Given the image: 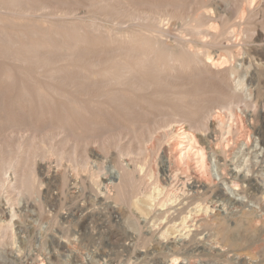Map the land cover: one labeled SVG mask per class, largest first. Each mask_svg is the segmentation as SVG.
<instances>
[{
  "label": "rangeland",
  "instance_id": "1",
  "mask_svg": "<svg viewBox=\"0 0 264 264\" xmlns=\"http://www.w3.org/2000/svg\"><path fill=\"white\" fill-rule=\"evenodd\" d=\"M5 1L4 5L11 3ZM19 4L31 9L25 16L27 22L44 18L55 23L46 36L54 43L36 45L33 51L12 46L9 39L22 26L14 25L6 35L9 19L6 25L0 23V167L18 139L17 133L9 136L8 131L31 125L38 132V178L44 180L38 186L40 195L29 198L7 186L15 182L16 175L12 169L5 171L8 180L0 187V224L12 222L15 234L10 243L0 245V264H230L231 260L264 264V0H22ZM19 4L9 5L21 8ZM34 9L37 15L31 14ZM62 21L66 29L78 27L77 36L88 40L75 42L57 34ZM117 21L123 26L143 24L151 30L161 29L162 48L170 46L179 55L198 50L206 54L205 61L148 73L153 77L145 78L152 83L150 88H141L144 82L133 75L132 85L125 87L129 93L120 92L126 95L121 105H100L93 100L80 106L61 98L59 93H67L81 102L90 99L85 95L89 92L99 95L116 87L105 83L101 75L88 76L82 66L85 61L111 56L115 47L111 34L119 27ZM224 27L228 29L224 47L210 44ZM248 27L252 38L246 34ZM198 28L202 32L197 34ZM19 49L21 59L16 61L11 56ZM40 89L56 93L39 98ZM207 109L211 110L209 125L199 127ZM59 127L72 138H99L90 163L94 174L86 187L76 175L73 161H63L70 177L64 194L55 185L56 154L44 156L48 149L64 148L65 143L52 146L46 134ZM186 131L205 147L212 179L192 161L189 168L180 169L172 157L177 143L183 146L191 139ZM119 137H123L122 148L134 153L145 150L148 193L154 191L156 176L170 175L164 165L169 158L180 175L168 178L167 195L182 196L190 188L182 180L203 176L206 183L201 192L214 191L206 201L210 208L216 206L213 218L223 222L224 228L211 227L199 234L196 230L174 232L170 240L159 239L154 216L149 213L146 218L150 212L146 204L141 206L144 216L135 215L126 203L114 198V184L120 179L116 162ZM122 159L126 163L129 158ZM126 184L128 187L129 182ZM142 231L147 234L145 240L138 238Z\"/></svg>",
  "mask_w": 264,
  "mask_h": 264
},
{
  "label": "bare ground",
  "instance_id": "2",
  "mask_svg": "<svg viewBox=\"0 0 264 264\" xmlns=\"http://www.w3.org/2000/svg\"><path fill=\"white\" fill-rule=\"evenodd\" d=\"M4 1L5 0H0V23L3 25H6L4 23L8 19H9L8 21L10 23L9 24L10 26L8 25L9 27H6L7 31L5 34L8 35L11 32L14 25L22 26V29H20L19 31H17L15 29V31L18 32L17 36L15 35L16 36L15 38L13 37V38L9 39V43L12 46L25 48L28 51H33V50H36V49H34L36 45H42V44L45 45V44H49V43L50 44L54 43L53 41L47 40V37H46L47 34L49 33V31L51 30L52 25L53 24L55 25L54 22L42 18L39 20H35L33 22L29 21L30 22L29 23V22H27V19L25 18V16H26V13H29V11H31V9L29 7L28 8L21 7L23 4L20 5L19 3L22 0H8L9 2H11V3H7L8 5H4L7 2V1H5V3H4ZM12 3L19 4L21 8H19L17 6L12 8L9 5ZM35 11L36 10L34 9L33 13H31V14L37 15L35 13H38V12H35ZM129 18L134 19V17H131V16H129ZM140 18H141V16H140ZM64 23L65 22L62 21L61 22L62 25H60V24L57 25V28L62 27V29H60V30L58 29L57 34H59L60 36H63L64 38L70 37L73 40H75V42H79L81 39H83L84 41L88 40L87 37L79 38L77 36V30L79 31L78 27L73 26L71 29H68V28L66 29V27L64 26ZM121 23H123V22L117 21V25L119 27H117V29L114 32L112 31L113 33L111 34V36H112L111 39L115 44L114 51L111 54V56H109L108 58H105L103 60L98 59V60H92L90 62L85 61L87 64L82 66V70L83 69L84 70L86 69V71L88 70L87 71L88 76L89 75L90 76H92V75L93 76H97V75L100 76L101 75L104 77L105 83L111 84L112 86L115 85L116 87H114V89L112 87H111L112 89L106 88L108 90L102 92L99 95L97 93H94V94H92L90 92L87 93L88 92L87 91L86 92L87 94H85V93L84 94L88 95L90 97V99H88L86 97L81 102L78 101L77 97H74L72 95L69 96L67 93H59L61 98H64V97L66 99L69 98L71 100L70 102H73L76 105H80V106H83L81 104H84L85 102H90L93 100H94V102H97L100 105H114V104L117 105V104H120L122 102L121 100L126 96L125 94L120 93V92L121 91L124 93L128 92V89L126 90L125 87L129 83H130V85H132L131 82L135 76L139 75L140 79H142V81L144 82L143 86L141 85V88L144 86H145V88H150V85L152 83L150 84L149 83L150 81L145 79L146 77H148L150 75V73L156 74L158 72H162L165 69L172 71L178 67L181 68L183 66H187L190 64H203L205 61L204 56L206 54L204 55V53H199V52H197L198 50L197 51H192V50L191 51H184V54L179 55V54L175 53L173 48L170 46H168L167 48L166 47L162 48L161 40H160L161 35H162L161 29L151 30L150 28L143 26V24L137 25L138 27L131 26L130 24L123 26ZM201 26L203 27V26H205V24L202 23ZM100 29H101V27H100ZM200 31L202 32V30H200ZM200 31L198 28L197 34L200 33ZM245 31L247 32L246 34H248V37L252 38L253 35L250 34L251 29L248 27L247 29H245ZM251 33H252V31H251ZM227 35H228V29H227V27H224L219 34L214 35V37L210 41V44L220 46V47H224L223 46V39L227 38ZM61 42H63V41H61ZM63 47H64V45H63ZM227 48H230V47H227ZM218 50H220V49H218ZM4 53L5 52H3L1 54L4 55ZM20 54H21V49H19L17 52H15L13 54V56H11V58L12 59L14 58L16 61L20 60L21 59ZM24 61H25V59H24ZM209 61H210V59H209ZM81 64H80V66H81ZM38 66H40V65H38ZM40 67L42 68V66H40ZM185 69H187V68H185ZM38 72H39V68H38ZM148 73H149V75H148ZM133 75H135V76L133 77ZM151 78H153V77L149 76L148 79H151ZM135 81L137 82V78ZM136 82L134 84H136ZM105 83L103 85H105ZM96 84H98V83H96ZM94 85H95V83H94ZM127 88H129V87H127ZM130 88H131V86H130ZM54 90H56V89H54ZM54 93H56V92H54V91L52 92L51 89H50V91L44 90V89L43 90L40 89L37 91V95L39 96V98H42V97L45 98V97L51 96V94H54ZM93 96H98V97H93ZM236 104H238V103H236ZM210 117H211V110L207 109L206 113L203 115V122L199 127L207 128L209 125ZM173 118L174 117H172V119ZM168 121L171 122V120H168ZM172 121H176V119L175 120L173 119ZM23 124H25V123H23ZM197 125H198V123H197ZM35 128H33L31 125L26 126V125L21 124V126H19L18 128H13V129L8 131L9 136L11 134H13V132L17 133L16 136L18 137V139H17L15 150L11 151L10 149H8L11 152H9L8 156H5L3 158L2 164L0 167V187L1 186L5 187L7 180H8L4 176L5 171L12 169L16 175V178L14 180L15 182H13V183H11V185H7V186H11L13 188V190L18 195L27 194V195H29V198H33L35 194L40 195V191H39L38 186H39L40 182H42L44 180V179L41 180L38 178V165L39 164L37 165V158H36L37 157V147H38L36 145V140L38 138V136H37L38 132L36 133L37 130ZM53 130L54 131L50 130V131L46 132V134L49 136V138L52 141L51 145L52 144L54 145L57 143H58V145H60V143H65V144H63V145H65L64 148H61V150H58L59 148L53 147V149H51V150L48 149V151H46L44 153V156H48V154H56V158L58 161V169L55 172V177L57 178V182L55 185H57V187H59L61 189L62 194H64V192H66L65 189L70 185L69 184L70 183V177H69L68 170L65 167H63V164H64L63 161L65 159H70L74 163V168H75L74 170H75L76 175H78V176L80 175L79 176L80 181L86 187L89 184L88 182H90L89 180L92 179V178L90 179V176L92 174H94V172L90 171V169H92V168H90V163H91V158H92V152L95 150V148L97 146L99 147V138H96L97 135H94V136L93 135H89V136L79 135V136H77V138L76 137L72 138L65 132L63 127H59V129H57V130H55V128H53ZM154 131L155 130H152L151 134ZM186 133H187L186 137H188L189 139L191 138L190 139L191 142L189 140V142L183 146L181 145V143H177L176 148L173 149L174 150V154H173L174 156H172V157L176 158L174 160H176L175 162H177L179 164V166H178V164H177V166L180 167V169H181V167L189 168V166L191 165V161H192V162H194L193 164H195L194 166L198 167V171L200 170V171H202V173L204 172L203 175L210 176L212 179L211 171L209 168V162H208V158H207V152H206L205 147L198 144L196 139L190 135L192 133H190L188 131H186ZM98 137H99V135H98ZM122 138L123 137H119L118 141L116 140V142H117L116 147L118 148L117 149L118 150V156L116 158V162H117V165H118L117 167H118L119 174H120L119 181L114 184V187H117V193H116V195H114V198L117 200V202L119 201L123 204L126 203L127 209H129L130 212L135 214V215H136V213L137 214L138 213L143 214L144 210L141 208V206L143 204H146L148 211H150V212H147V214H145V213L144 214L146 215V218L149 217L150 214L154 216L153 222H154V225L157 226V230L159 229L158 230L160 233L159 237H158L159 239H162V238L169 239L170 234H172L174 232H178L180 234V233H186L189 230H196V232H197L196 234H199L200 232H202V230L207 229V228H211V227H215V228L218 227L219 230H222L224 228L222 226L223 225L222 221H220V222H222L221 223L222 225H221V224H219L218 221H215V218H213L212 211L214 210V208L216 206L214 208L211 207L212 208L211 209L210 206L208 205L207 201H206L207 200L206 197L208 196V193L214 192V191L211 190L212 189L211 188L210 190L204 189L201 192V189L204 187L203 186L204 183H206L205 182L206 180L204 181L203 176H200V174H199V177H198L196 175V176L192 177L194 179L190 182H188L187 180H182V182L184 181L183 183L185 186L190 183V188H189L188 192H184L182 194V196H181V194L177 195L178 193L176 194L174 192L173 193L169 192L170 194L168 193V195H167V192L170 190V189H168L169 183L167 185L168 178L172 177V174H174V177H177V178L180 175V172H179L180 169H178L177 166H176L177 167L176 170L172 169L173 164L171 163V160H170L171 158H169L168 164H164V165H166L168 167V172H171L170 175L167 176L165 173H163L161 176V179H160V177L156 176V174H155L156 177L153 180V184L155 185L154 191L152 193H148L149 191L147 192L145 190V187H147V184H148V180H147V177H148L147 172L148 171H147V167H146L147 161H143V158H144L143 156L145 154V150L141 148L138 152L134 153L131 148H128V149L122 148V145H123L122 140H121ZM27 141H29V142H27ZM26 142L28 143V145ZM162 143H163L162 141L159 142V145L161 146L160 148L163 152H166L167 147L163 146ZM69 145H72L71 150L67 149V147ZM124 156L129 158V159H127L126 163L122 159ZM167 167L163 169V172L167 171ZM186 170H188V169H186ZM84 172H86L87 174H83ZM96 173H97V171H96ZM153 176H154V174L152 175V177ZM127 182H129V185H130V186L128 185V187L126 184ZM234 182L238 183V181H234ZM162 183H164V185ZM165 195H167L168 198H165ZM30 196H33V197H30ZM10 197H11V195H10ZM181 197H183V198L181 199ZM185 199L188 200L187 203H184L185 201L183 202V200H185ZM12 204H13V202H12ZM38 204H39L40 208L44 207L43 201L42 202L40 201V203H38ZM178 205H180V207L177 208L176 206H178ZM13 207H11V208H13ZM263 210L264 209H262L261 211H263ZM119 213H121V212H119ZM144 214H143V216H144ZM14 215L16 216V213L13 214V216ZM43 216L46 218H51L50 215L44 214ZM263 217H264V215H263ZM219 225L222 227H219ZM13 226L14 225L12 222L4 223L3 225L0 224V245L1 246L2 245L5 246V244H8V242L12 241V239L14 240V234L15 233L13 231V229H14ZM156 226H154V227H156ZM189 233H191V232L189 231ZM189 233L187 234L188 236H189ZM145 235H147V234H145L142 231L138 238L145 240V237H146ZM184 235H186V234H184ZM57 243L60 245V243H62V242L60 240L59 241L57 240ZM229 263L230 264H247L246 261H238V262L234 261L233 262L232 260L229 261Z\"/></svg>",
  "mask_w": 264,
  "mask_h": 264
}]
</instances>
